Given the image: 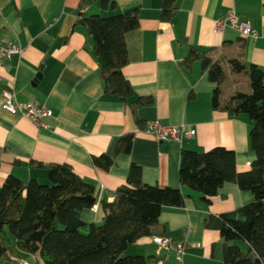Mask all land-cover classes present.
I'll return each mask as SVG.
<instances>
[{
	"label": "crops",
	"instance_id": "crops-1",
	"mask_svg": "<svg viewBox=\"0 0 264 264\" xmlns=\"http://www.w3.org/2000/svg\"><path fill=\"white\" fill-rule=\"evenodd\" d=\"M81 1L0 0V41L17 40L23 47L19 57L0 64V189L9 175L48 183V170L37 168L33 161L71 165L96 191V204L81 211L85 225L79 230L88 234L92 223L103 222L102 201H112L111 192L126 184L132 163L142 167L145 183L187 193L179 179L182 149L203 152L223 146L235 151L239 172L250 170L256 158L250 146V120L214 109L211 98L216 83L200 61L188 70L181 63L191 47L222 48L234 56L237 43L244 40L247 62L264 71V0H178L170 21L160 19L162 0H114L116 10H102L92 0L82 7ZM135 8L141 13L140 26L125 36L129 63L123 68L134 95L124 101L105 92L93 41L81 18ZM231 9L257 30V38L244 37L230 26L215 31V20ZM235 77L244 80L245 87L234 79L228 93L249 92L248 75ZM5 90L15 91L22 102L47 105L53 112L45 119L47 127L3 109ZM140 97L152 98L136 112L144 126L152 121L182 125L194 128L195 136L182 142L157 140L136 122L134 103ZM127 133L134 134L131 153L117 154L118 141ZM102 154L116 158L108 171L93 164V157ZM254 199L252 191L234 182L224 184L210 202L190 192L182 207L163 208L159 217L163 231L142 237L126 254L149 257L146 264H224L225 240L219 230L206 228L204 221ZM157 235L183 242L182 258L155 242L152 237ZM237 244L248 249L247 242ZM20 260L45 264L39 254L23 252L15 242L0 264H20Z\"/></svg>",
	"mask_w": 264,
	"mask_h": 264
},
{
	"label": "trees",
	"instance_id": "trees-1",
	"mask_svg": "<svg viewBox=\"0 0 264 264\" xmlns=\"http://www.w3.org/2000/svg\"><path fill=\"white\" fill-rule=\"evenodd\" d=\"M102 10H116L114 0H92ZM178 0H162L160 19L170 21L178 10ZM87 0L81 1L85 6ZM140 11L135 8L110 16L82 17L93 41L94 54L99 61V74L105 92L127 101L134 95L123 68L129 63L125 36L139 28ZM226 46V44H225ZM237 53L229 56L222 48L206 50L191 47L182 60L184 70L200 61L202 70L216 83L212 105L230 116L246 115L251 122L250 146L256 158L248 171L237 170L234 150L217 146L207 151L182 149L179 179L182 187L198 193L206 201L216 195L228 182L253 192V202L230 212L211 215L204 221L208 229L219 230L225 240L224 264H263L264 258V71L245 58L246 42L237 43ZM245 74L249 78V92L235 90L227 93L224 85L231 75ZM152 102L140 97L135 104L136 122L141 105ZM148 124L144 126L147 129ZM133 133L123 135L117 144V154L131 153ZM116 158L107 154L93 157V164L109 170ZM37 168L48 170V183L36 178L27 182L9 175L0 189V259L18 249L39 254L45 264H146L149 257L128 255V247L145 236L163 231L159 217L164 207H182L190 192L171 186L147 184L143 169L130 164L126 184L111 192L112 201H102L105 212L101 224L90 225L88 234L80 228L83 209L96 202L94 185L86 182L67 163L43 164L32 162ZM248 244L246 251L237 244ZM234 242V243H233Z\"/></svg>",
	"mask_w": 264,
	"mask_h": 264
},
{
	"label": "built area",
	"instance_id": "built-area-1",
	"mask_svg": "<svg viewBox=\"0 0 264 264\" xmlns=\"http://www.w3.org/2000/svg\"><path fill=\"white\" fill-rule=\"evenodd\" d=\"M234 27L238 29L244 37L257 38L258 32L249 22L239 19L234 10H229L225 15L215 20V31L223 30L226 27ZM23 51L21 43L17 40L0 41V64H7L19 57ZM3 109L8 112L19 114L26 119L31 120L39 127H47L45 119L52 116V110L45 104H41L36 100L20 101L16 97L13 90L4 91ZM147 132L152 133L159 141L175 140L182 142L185 139H191L195 136L196 130L191 127L182 125L164 124L160 121H152L148 123ZM160 246L165 247L168 252L174 253L178 259H181L185 244L183 242L173 243L164 236L152 237ZM20 264H27L20 260Z\"/></svg>",
	"mask_w": 264,
	"mask_h": 264
},
{
	"label": "rangeland",
	"instance_id": "rangeland-1",
	"mask_svg": "<svg viewBox=\"0 0 264 264\" xmlns=\"http://www.w3.org/2000/svg\"><path fill=\"white\" fill-rule=\"evenodd\" d=\"M237 75L238 74H235L233 76L231 75L230 78L228 79V81L225 83L224 88H225V90H226L227 93L229 92V88L232 86V84H234L233 83L234 82V79H238L240 81L241 87H243L242 89H244V87H245L244 80L241 81L240 80L241 78L235 77Z\"/></svg>",
	"mask_w": 264,
	"mask_h": 264
}]
</instances>
